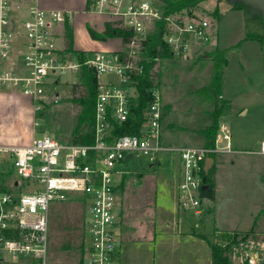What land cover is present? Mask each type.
Masks as SVG:
<instances>
[{
	"label": "built area",
	"instance_id": "1",
	"mask_svg": "<svg viewBox=\"0 0 264 264\" xmlns=\"http://www.w3.org/2000/svg\"><path fill=\"white\" fill-rule=\"evenodd\" d=\"M87 10L112 17L113 22L133 32L125 52L89 50L80 60L57 43L67 18L64 11L44 9L39 0H0V91L27 96L40 110L49 100L52 77L56 83L60 76L77 73L85 64L98 80L92 143L42 136L27 144L0 146V264H51L52 205L73 195L81 196L87 209L86 264H114L121 236L117 212L120 165L136 155L156 163L162 152L178 151L183 161L179 207L201 214L203 199L208 200L204 197L202 161L211 152L233 150L226 124L220 126L212 147L168 146L163 138L164 106L157 85L146 89L150 101L143 110L140 133L112 138L114 124L128 120L133 104L139 102L138 82L132 74L142 73L144 67L135 55L156 29V22L166 18L167 42L174 50L183 51L190 36L209 40L207 19L164 16L158 0H87ZM51 101L58 102L59 97L55 94ZM258 152L264 154V140ZM8 175H13L10 185ZM218 233L217 242L227 248L231 264H264V236Z\"/></svg>",
	"mask_w": 264,
	"mask_h": 264
},
{
	"label": "rangeland",
	"instance_id": "2",
	"mask_svg": "<svg viewBox=\"0 0 264 264\" xmlns=\"http://www.w3.org/2000/svg\"><path fill=\"white\" fill-rule=\"evenodd\" d=\"M193 12L210 22L209 40L202 42L190 36L186 50L172 49L171 56L156 59L152 68L160 74L156 87L164 106L163 138L166 143L178 147H210L207 134L217 131L220 122L225 123L238 139L237 148L230 152H214L218 160L211 177L214 186L210 185L204 196L208 200L203 199L201 214L187 211L180 215L168 196V192L175 190L173 156L179 152L171 151L169 157L162 155V164L153 167L147 157L137 155L121 165L119 171L125 173V180L120 184L119 203L123 194L125 203L132 201L137 190H143L145 195L134 196L132 207H125L123 212L126 220L123 238L126 235L127 239L119 264H209L206 258L195 259V253L186 257L182 251L175 254L165 248H159L158 255L153 256L154 240H159L168 223L199 225L197 228L203 232L212 231L206 234L210 242L218 241V231L222 230L238 232L240 236H264V154L258 152L259 143L264 139V20L257 17L254 9L231 0H203ZM104 19L86 24L79 19L76 25L71 22L73 46L74 43L78 48L94 45L88 27L101 33L107 22L115 20L112 17ZM119 38L113 35L96 42L105 46L114 42L113 52H125L128 47ZM57 43L64 46L65 39H57ZM143 48H137L135 59L153 60L146 56ZM50 81L53 86L48 90L49 100L40 110H35V102L32 106L36 111L35 137L51 136L70 141L74 117L80 108L71 100L78 76L68 72L60 76L58 82L54 83L53 77ZM55 94L59 97L58 102L51 101ZM20 107L0 99L1 137L15 139L21 132L24 117ZM28 111L31 112L30 107ZM13 174L18 177L15 171ZM146 174L154 178L146 177ZM140 175L144 178L138 184L136 180ZM12 180L13 175H8V185ZM166 190L167 194L163 193ZM86 210L84 199L79 195L52 205L49 225L51 264H79L80 258L85 257L81 245L85 236ZM195 246V250L203 247L207 254L211 248L202 241Z\"/></svg>",
	"mask_w": 264,
	"mask_h": 264
},
{
	"label": "trees",
	"instance_id": "3",
	"mask_svg": "<svg viewBox=\"0 0 264 264\" xmlns=\"http://www.w3.org/2000/svg\"><path fill=\"white\" fill-rule=\"evenodd\" d=\"M162 4L164 16L171 15H188L189 17L196 16L193 12V9L198 6V4L203 0H158ZM235 3L246 8L251 7L244 3L243 1L236 0ZM257 17L261 20H264L262 12L255 11ZM166 18L156 22V29L149 34L148 38L143 42L144 47H146L147 57H151L149 62L139 61L138 63L144 64V70L142 73H134L132 77L137 80V89L139 92L138 103L133 104L132 114L129 119L123 122L122 124H114L112 138L119 137L124 134H138L140 133V127L143 122V110L148 105L150 98L146 92L148 87L157 85L156 80L159 78L160 74L157 71H152V68L155 64L156 59H162L172 55V46L166 40V34L168 33L167 21ZM71 19L69 16L66 18L65 22V50L73 54L78 55L80 60L85 59L84 50H76L73 46L72 33H71ZM88 33L90 37L94 40H105L109 36L122 37L123 43L127 44L133 35V32L124 26H119V22H107L105 30L101 33L96 32V30L89 26ZM144 49V48H143ZM144 49V51H145ZM146 52H144L146 54ZM78 81L73 86V97L72 103L77 105L79 108L78 114L74 117V129L71 135V142L74 143H92L94 141V131H95V115H96V102L98 96V80L97 75L93 69L89 66L83 64L77 72ZM220 127L217 128V131L210 134L209 137V146L215 145V140L219 132ZM209 157L215 158V153H209ZM207 160L202 161V173L205 178V183L208 185V188L204 190V196L210 190V185L214 182L211 180V177L214 176V163H211L210 166L207 165ZM239 234V233H238ZM208 240V239H207ZM209 242L211 249V259L212 264H231L226 255V247L220 245L216 242ZM65 245H63L64 247ZM82 250L85 254V244L82 243ZM85 257H81L79 264H86Z\"/></svg>",
	"mask_w": 264,
	"mask_h": 264
},
{
	"label": "crops",
	"instance_id": "4",
	"mask_svg": "<svg viewBox=\"0 0 264 264\" xmlns=\"http://www.w3.org/2000/svg\"><path fill=\"white\" fill-rule=\"evenodd\" d=\"M39 3L44 9H56V10L64 11L67 14V16L70 17L71 22L74 23V25L77 24L79 19H82V22H84V24H86L87 21L88 22H94V23H97V21L100 19H102V21H104L105 20L104 18L107 17L104 15L93 14V13L89 12L87 10V0H39ZM188 17L189 16H187V15L185 16V18H188ZM76 31H77V28H75V32ZM85 32H87L86 29H85ZM61 34L62 35L60 36L59 39L64 40L65 39L64 31H62ZM120 38L122 39V37H120ZM90 40L94 43V45H92L91 47H85V48L79 47L78 48L77 45L74 43V48L78 51L80 49H83L84 51H89V50H100V49H110L111 50L112 48H114V42L111 43L110 45L105 46V45L97 44L96 40L92 39L91 37H90ZM63 47H65V45ZM2 98L6 99L8 101L17 103V107L21 106L20 110H21L22 116L24 117V120H23L24 122H23V127L21 129V132H19L15 136V139H13L12 137L6 139V138H3L0 136V146H13V145H19V144L21 145L22 143L23 144L29 143L33 138H35V132H36V128H35V119H36V115H35L36 111L35 110L36 109L34 110V108L32 107L34 102L31 100V98L24 96L20 93H15V92L8 93V92L0 91V99L2 100ZM29 107L31 108V112L28 111ZM222 113H220V114H222ZM222 124H225V123L219 122V127ZM231 138H232V146H233V150H234L235 148H237V147H235V144H237L238 139L235 138L234 135H232V133H231ZM260 143H259V145H260ZM166 144L168 146L178 147L176 145H171L168 143H166ZM170 154H171V151H167L166 154H164V152H162L159 156L158 161L156 163H151L150 166L153 167L155 165H161L162 164V161H161L162 155H164L165 157H169ZM172 154H174V153H172ZM210 158H212V157H209L206 159L207 162L210 160ZM173 159H175L174 160L175 161V165H174L175 171H173V174H172V182H174L173 188H175V190L173 189V192H168V196L170 198V201H172V204H173L175 210H177L179 212V214L183 216V213L186 211H182L179 207V204H178V195H179L178 194V185H179V181L181 179L182 168H183L182 162L183 161H182L179 153H178V155L174 154ZM217 161L218 160L215 157L214 161L211 163H215ZM124 174L125 173L120 172L117 176V181L119 182L117 212L119 214V220H120L119 221V226H120V230H121L120 240H121V238H123V230L125 229L124 223L126 222V220L124 219L123 212L125 211V209L127 207H128V209L132 207L134 196L137 198L139 196V198H140L141 196L143 197L145 195L143 190H141V191L137 190V192L131 197L132 201L130 203H127V202L125 203L126 200H124V194H123V200L119 203V201H120L119 200V198H120L119 192L121 189L120 184H124V180H125V178H123L125 176ZM145 176L146 177L151 176V178H154V176L151 174H146ZM142 178H144V176H141L139 178V180H136L138 184L142 182ZM152 184H153V181H152ZM155 186H156V184H155ZM163 193L167 194V190L163 191ZM165 197H167V195H165ZM152 202L153 201L151 200V203ZM131 213H133V212L131 211L130 215H131ZM179 214H178V216H179ZM198 226L199 225L188 226L186 224H182L179 222L177 224H173V225L168 223L166 225L167 230L163 233V235L160 236L159 240H156V241L154 240V244L152 247L153 256L156 257V255H158L159 248H163V249L165 248L166 251L167 250H170V251L173 250V252L175 254H177L179 251L180 252L182 251L183 253L186 254V257L190 253L192 255H193V253H195V259L200 258L202 260H205V258H206V260L207 259L209 260V264H212V259H211V249L212 248H210V245L208 242L209 239L206 236V234L211 233L212 231L203 232L199 228H197ZM215 229L218 230L219 228H214V230ZM219 230H221V229H219ZM160 231L162 233L163 229ZM160 231H159V233H160ZM129 237H131L130 234H129ZM125 239H127L126 235H124L123 240H121V241L119 240V246H118V250H117V253L115 256L116 264H119V262L121 261V254L123 253V245H125V241H124ZM199 241H202V242L208 244V247L210 248L208 250V254L203 247L201 248L202 250H199V249L195 250V248H196L195 245L197 244L199 246Z\"/></svg>",
	"mask_w": 264,
	"mask_h": 264
},
{
	"label": "water",
	"instance_id": "5",
	"mask_svg": "<svg viewBox=\"0 0 264 264\" xmlns=\"http://www.w3.org/2000/svg\"><path fill=\"white\" fill-rule=\"evenodd\" d=\"M232 2H235L236 0H231ZM243 1L244 3H246L247 5H249L251 7V9H254L255 11H260L262 12L263 16H264V0H240ZM131 155L129 154L128 157H130ZM214 161V158H210V160L208 161V166L211 165V162ZM208 185L204 184L203 185V190L207 189ZM205 201H207V198H205Z\"/></svg>",
	"mask_w": 264,
	"mask_h": 264
}]
</instances>
